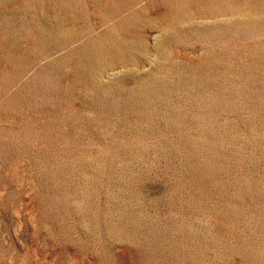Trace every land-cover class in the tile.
<instances>
[{
  "label": "rangeland",
  "instance_id": "374dc122",
  "mask_svg": "<svg viewBox=\"0 0 264 264\" xmlns=\"http://www.w3.org/2000/svg\"><path fill=\"white\" fill-rule=\"evenodd\" d=\"M0 264H264V0H0Z\"/></svg>",
  "mask_w": 264,
  "mask_h": 264
}]
</instances>
